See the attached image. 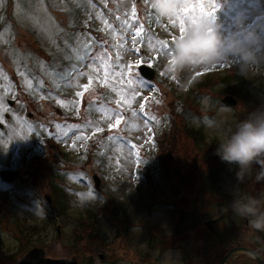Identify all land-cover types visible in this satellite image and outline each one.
Masks as SVG:
<instances>
[{"label":"rangeland","instance_id":"374dc122","mask_svg":"<svg viewBox=\"0 0 264 264\" xmlns=\"http://www.w3.org/2000/svg\"><path fill=\"white\" fill-rule=\"evenodd\" d=\"M146 2L0 0V171L18 172L0 176V264L43 248L79 264H221L238 247L264 257L251 217L234 208L254 198L264 209V156L242 168L219 154L264 116V0H176L156 30ZM125 20L143 25L139 43ZM190 32L219 38L222 58L178 64L175 44ZM83 42L105 63L88 54L87 75L61 89L53 67ZM109 55L131 66L126 76L104 77ZM55 185L67 193L61 217ZM227 264L258 263L236 252Z\"/></svg>","mask_w":264,"mask_h":264},{"label":"clouds","instance_id":"9594fccd","mask_svg":"<svg viewBox=\"0 0 264 264\" xmlns=\"http://www.w3.org/2000/svg\"><path fill=\"white\" fill-rule=\"evenodd\" d=\"M152 10L162 18L174 16L177 12L176 0H150ZM211 46L213 51L205 49ZM244 59L250 58V54L243 53ZM222 58L219 38L206 36L201 32H190L183 40H177L175 44L174 59L178 64H191L195 60ZM219 154L222 159L238 163L242 168L249 167L258 157L264 156V116L256 120L242 122L236 132L221 144ZM236 212L249 219L250 227L264 230V209L258 206V201L249 198L247 203L238 202L234 205Z\"/></svg>","mask_w":264,"mask_h":264},{"label":"water","instance_id":"95a60500","mask_svg":"<svg viewBox=\"0 0 264 264\" xmlns=\"http://www.w3.org/2000/svg\"><path fill=\"white\" fill-rule=\"evenodd\" d=\"M140 73L148 79H151L153 77V72L152 70H150L148 67L146 66H142L140 67ZM223 102L226 105H236L237 101L232 97V96H227L226 98L223 99ZM1 176L3 178V180L5 181H10L12 179H14L15 177H17L18 172H13L11 170H5L2 171ZM99 181L96 178V187H98ZM212 222L214 221H208L206 223V226L216 235L220 238L219 234H217L215 232V230L212 227ZM216 222V220H215ZM259 235L258 238L262 239L264 237V232L262 230H256ZM236 252H241V253H245L246 255L252 257L255 261H257L259 264H264V257L261 256V254H259L257 251L250 249V248H246V247H238L235 249H232L228 255L223 259V261L221 262V264H227L229 261V258ZM19 264H79L78 260L76 258L73 259H51V258H47L45 256V251L43 249H34L32 251H30L29 253H27L23 259L19 262Z\"/></svg>","mask_w":264,"mask_h":264},{"label":"snow or ice","instance_id":"6c2138e0","mask_svg":"<svg viewBox=\"0 0 264 264\" xmlns=\"http://www.w3.org/2000/svg\"><path fill=\"white\" fill-rule=\"evenodd\" d=\"M132 16L133 17L135 16V11L134 10H133ZM124 27L132 30V39L130 41L131 44L135 45V44L139 43L140 41L138 40V37L141 36V33L143 31V25H139L138 26L139 30H135V29H133L132 23L129 20H125L124 21ZM127 42L128 41H125V43H127ZM103 43L104 42H98L100 47H103ZM160 49H165L166 50V46L161 44L160 48H158L157 50H160ZM133 50L138 51V49H132V48L129 49V51H133ZM89 59H90V61L92 63H97V62H100L102 64L105 63V57L104 56H100V55L92 56L91 53H89ZM118 59H119V56H117V60ZM106 63H107V66L104 69H102L104 71V77L105 78H107L109 73H111L114 76H126L127 71L130 70V68H131V66H128V68L126 69L124 66L119 65V64L113 65L112 58H111L110 55L107 56V62ZM114 68H119L120 71L116 72V71H114ZM74 73L82 75V76L83 75H87V73L83 72L81 70V67L77 66L76 64H73L69 69H66L65 73L61 74V75L62 76H67V77H71V76H73ZM139 82H140V84L142 86L150 87L148 82L143 80L142 78H139ZM77 95H82V93H77ZM117 123H119V120H117ZM77 139L78 140L79 139H83V137L77 136ZM133 147H135V146H133Z\"/></svg>","mask_w":264,"mask_h":264},{"label":"trees","instance_id":"16d2710c","mask_svg":"<svg viewBox=\"0 0 264 264\" xmlns=\"http://www.w3.org/2000/svg\"><path fill=\"white\" fill-rule=\"evenodd\" d=\"M245 1H247V0H245ZM152 17L150 16V19H151ZM155 21L153 22V29L154 30H156V24H158L159 23V18H156V19H154ZM159 20V21H158Z\"/></svg>","mask_w":264,"mask_h":264}]
</instances>
